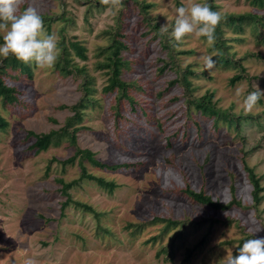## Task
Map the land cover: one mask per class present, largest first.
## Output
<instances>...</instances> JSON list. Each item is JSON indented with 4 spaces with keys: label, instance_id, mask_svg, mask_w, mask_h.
Listing matches in <instances>:
<instances>
[{
    "label": "rangeland",
    "instance_id": "obj_1",
    "mask_svg": "<svg viewBox=\"0 0 264 264\" xmlns=\"http://www.w3.org/2000/svg\"><path fill=\"white\" fill-rule=\"evenodd\" d=\"M137 1L153 4L148 10L151 24L157 22L160 32L166 25L165 35L173 42L170 34L177 8L204 2ZM212 1L221 16L264 13V8L257 9L248 0ZM29 7L51 17L43 19L45 31L59 38L58 47L62 42L71 63L84 73L64 76L56 65L47 69L30 62L31 77L26 78L0 57L4 81L17 87L26 105H4L0 99V114L7 121L0 129V264L28 260L34 264H226L245 240L264 237V197L255 207L241 161L244 157L264 185V97L251 112L243 104L256 85L264 92V43L258 30L245 24L238 31L225 21L219 26L228 47L224 56L245 69L244 78L232 85L230 78L240 71L238 64L222 62L219 50L195 34L174 43L177 51H189L177 54V68L163 66L166 51L153 32L143 35L146 26L131 1L112 7L100 0H23L18 14ZM121 14L130 46L124 52L129 68L123 69L122 76L133 82L127 93L145 104L161 126L134 114L116 128L109 113L117 93L103 90L107 73L102 64L108 54V31L118 27ZM3 35L0 32V43ZM71 42L85 47V59L73 55ZM207 56L215 60L210 71L205 70ZM178 68L193 72L189 87L171 83ZM85 75L97 101L80 107L81 119L72 124L78 129V146L90 149L105 164L126 162L129 167L109 170L79 159L65 163L75 151L67 137L40 152L32 147L35 137L29 131L44 133L67 126L73 115L68 107L80 100ZM210 92L217 109L245 117L239 129L223 117L214 123L188 103ZM170 156L182 174L172 167ZM83 169L84 174L114 181L116 187L110 192L96 180L84 178L68 192L73 201L93 210L72 201L62 208L66 198L62 180L78 179ZM186 185L203 188L223 203L235 196L242 206L213 209L186 197Z\"/></svg>",
    "mask_w": 264,
    "mask_h": 264
},
{
    "label": "trees",
    "instance_id": "obj_2",
    "mask_svg": "<svg viewBox=\"0 0 264 264\" xmlns=\"http://www.w3.org/2000/svg\"><path fill=\"white\" fill-rule=\"evenodd\" d=\"M126 0H122V5L124 3H128V1L133 2V9H136L137 12L142 15L141 22L144 23L146 26V30H143V35L147 36L149 32H153V37L156 38V36L159 38V45L165 49L166 51V59L162 60L163 66H171L170 68H177L175 66L176 64V56L178 53H189V51H177L175 48V45L167 35L163 34L161 35V32L159 30L158 23L151 24L150 17L148 15V10L153 6L152 3H139L137 0H128L127 2H124ZM250 4L257 9H263L264 8V0H248ZM212 10L213 6L215 5L213 1L207 2ZM128 9L127 15L130 12V8L126 7ZM214 11V10H213ZM57 18L60 16H56ZM48 18L51 17H45L42 16V19L48 21ZM232 24L238 31L243 30V27L245 24H249L253 26V29L258 30L257 36L259 37V40L261 39L264 43V13H258V12H247L243 14L238 15H223L222 20L215 29V44L214 46L219 50V56L220 60L226 64L228 62L232 61V64H238L239 66V72L236 73L234 76L230 78V83L233 85L238 80H241L244 78V67L238 62L233 61L232 59L225 57L224 55L227 54V44L226 41L221 38V31L219 30V26L221 24ZM127 23L124 21L121 16H119L117 20V28L111 27V30L108 31V34L110 35V42L107 45L106 50L108 51V54L106 56V61L102 64L103 68H106L107 73V84L103 87V90L105 92H116V102L114 104V107L109 111L110 115L113 116L114 119V126L118 128L120 122H126L130 121L134 114L141 115L144 117V119L147 122H150L154 119V123L157 125H162L159 122L158 117H154L151 114H148L146 111V105L145 104H139L132 96L128 95L127 90L130 85L133 84V82L127 81L125 78H123V69L129 68L130 61L127 60V58L124 55V52L130 51V46L128 45V42L126 41V38L128 36V32L125 30V25ZM121 31H123L121 33ZM61 46V54L56 62V67L61 75L69 76V75H79L82 76L84 73V69L82 67H79L78 65L72 64L71 59L67 57V52H64V45L62 42H60ZM70 48L73 50V55H76L80 57L81 59L86 58V49L83 45H81L78 42H71ZM191 53V52H190ZM70 56V55H69ZM3 64L8 65L12 70H17L18 75H21L26 78L31 77V67L28 64H25L23 62L18 61L14 56L9 55L7 59L3 58ZM168 66V67H169ZM163 69V67L161 68ZM4 73V70L0 68V99L2 103L5 105L6 103H11L16 106H21L22 108H25V102L20 97V92L17 89L16 86H9L3 79L2 74ZM187 73V74H186ZM190 74H193V72L186 68L185 70L177 69V77L174 79V81H171V83H176L181 86H184V88L189 87L190 83L188 81V77ZM20 78V77H15ZM91 79L87 78L86 75L82 79V95L80 97V100L78 103H75L68 108L73 112V115L68 119L67 126H71V129L67 128V126L60 127L58 129H53L49 132L44 133H35L33 131H29L28 134L33 135L35 137V142L32 145L33 148H36L37 152L46 150L48 146L54 142L58 143L59 139L62 137H67L69 140V143L74 146L75 151L74 154L66 161L71 162L75 159H79L80 163L82 161L86 160L90 163H92L94 166L100 167V168H106L109 170H115L121 167H129V163H121V164H113L108 165L100 160H98L94 153L88 149V148H81L78 146L77 143V132L78 129L74 127L72 124L75 120L81 119V112H83V109L80 107H85L91 103H94L96 98H92V93L94 91V87L91 86ZM214 94L212 92L208 93L204 97L200 98H191L188 99V103L193 105L195 109L199 112H201L206 117H211L214 119V123L219 120V118L223 117L224 119H227V122L229 125H233L235 128L239 129L243 123V119L245 117L240 115H230V113L224 112L221 109H217L215 102L212 103V98ZM125 102L126 104H122V102ZM98 103V102H97ZM67 108V106H64ZM81 109V110H80ZM197 125V123H195ZM7 126V121L2 117L0 114V129H4ZM182 126V125H179ZM73 128V129H72ZM83 127H80V129ZM186 132L187 129L185 128ZM164 133L165 130H164ZM171 139V137H168ZM55 140V141H54ZM169 140V139H168ZM172 160V167L176 166V169L179 170V173L182 174V169L179 164L175 162V159L173 156L169 157ZM242 165L243 168L247 174V178L249 182L252 185V191H251V197L254 203V206L257 207L261 200L263 199L262 192H264V185L261 183V178L255 173L254 168L249 166L246 159L242 158ZM83 173L78 179H74L70 181L69 183H66L62 180V192L66 195V198L62 204V208H64L68 202H74L76 206H81L85 209L93 210L90 205H87L86 203H82L80 201H73L68 189L72 187L73 185L77 184L78 182L82 181L84 178L94 179L96 182L108 189L110 192L113 191V189L116 187V183L114 181H107L102 177H96L92 174H84L85 169L82 170ZM183 192L186 194V197L189 199L194 200L197 203L205 204L213 209H229L232 206H242L241 201L237 199L235 196H232V199L226 203H223L219 200H214L209 194H206L205 190L203 188H200L199 190H195L191 188L190 186L186 185ZM171 223H180L179 220H170Z\"/></svg>",
    "mask_w": 264,
    "mask_h": 264
},
{
    "label": "clouds",
    "instance_id": "obj_3",
    "mask_svg": "<svg viewBox=\"0 0 264 264\" xmlns=\"http://www.w3.org/2000/svg\"><path fill=\"white\" fill-rule=\"evenodd\" d=\"M23 0H0V32H3V43H0V57L7 59L9 55L18 61L28 64L35 62L41 68H54L61 49L58 47L59 38L48 34L44 29L42 16L34 9L27 8L18 14ZM103 5L120 7L122 0H100ZM171 37L176 44L183 38L195 34L205 37L210 46H214L215 29L222 20L221 13L213 11L204 0L203 3L192 2L188 6L178 7ZM168 33L166 25L161 26V35ZM205 70L215 67L211 56L204 58ZM257 90L249 93L244 99V109L251 112L264 97ZM261 229H258L260 231ZM26 264H34L32 260ZM226 264H264V237L247 239L239 248L238 254L227 259Z\"/></svg>",
    "mask_w": 264,
    "mask_h": 264
}]
</instances>
